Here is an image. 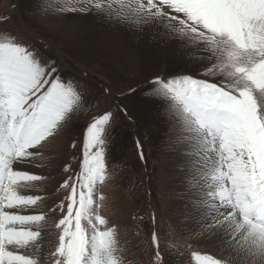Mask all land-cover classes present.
Here are the masks:
<instances>
[{
	"label": "snow or ice",
	"instance_id": "6c2138e0",
	"mask_svg": "<svg viewBox=\"0 0 264 264\" xmlns=\"http://www.w3.org/2000/svg\"><path fill=\"white\" fill-rule=\"evenodd\" d=\"M57 3L54 10L61 12L94 10L116 23L163 28L168 40L199 54L194 74L150 82L151 93L187 133L186 168L201 193L195 201L201 227L221 237L220 254L194 252L192 258L195 264H264V0ZM57 73L54 64L0 31V264H124L116 228L99 214L112 110L87 125L80 170L60 185L68 194L56 208L37 212L44 198L21 191L46 179L21 166H35L43 143L85 103L81 87ZM56 211L62 213L57 239L47 240L46 248L52 233L41 229ZM151 240L160 264L155 233Z\"/></svg>",
	"mask_w": 264,
	"mask_h": 264
},
{
	"label": "rangeland",
	"instance_id": "374dc122",
	"mask_svg": "<svg viewBox=\"0 0 264 264\" xmlns=\"http://www.w3.org/2000/svg\"><path fill=\"white\" fill-rule=\"evenodd\" d=\"M49 4L53 10H41ZM58 6L57 0H0V31L35 50L41 62L54 64L63 80L77 83L84 91L82 109L43 143L35 166H21L46 179L21 191L44 198L37 212L56 208L68 194L60 185L80 170L87 125L110 109L107 179L99 186L105 199L99 214L116 228L117 255L124 264H157L153 233L160 264H195L194 252L218 255L209 246L214 236L211 228L200 231L187 226L192 212L188 209L197 206L187 197L194 182L187 178L186 188L178 181L168 183L167 174L183 168L179 159L190 155L187 133L170 114L168 104L150 91V82L157 76L194 74L200 67L195 59L199 54L168 40L163 28L116 23L94 10H54ZM180 201L186 203L182 208H171V203ZM61 215L50 213L42 226L43 233H52L46 236V248L47 240L56 242L55 224Z\"/></svg>",
	"mask_w": 264,
	"mask_h": 264
},
{
	"label": "bare ground",
	"instance_id": "6f19581e",
	"mask_svg": "<svg viewBox=\"0 0 264 264\" xmlns=\"http://www.w3.org/2000/svg\"><path fill=\"white\" fill-rule=\"evenodd\" d=\"M182 156V155H181ZM185 156V155H184ZM178 160V158H177ZM180 163H183L184 164V167L183 168H176V169H172L171 172H169L167 174V178L169 179L168 183H171L172 182H180L182 184H184L183 186H185V188L188 186L189 182L186 181L187 178L191 179L190 178V172L189 170L186 168V164L188 163L186 158H182V159H179ZM178 163V162H177ZM177 164L175 163L174 166H176ZM25 166V165H24ZM24 168V167H23ZM192 181V180H190ZM193 182V181H192ZM192 184V183H191ZM191 190V189H190ZM189 193V192H188ZM188 196L187 197H191L194 199V201H197L201 195V193H199L196 189V187L189 193L187 194ZM190 200V199H189ZM184 201H180V202H173L171 203V208L172 209H178V208H182L183 205H184ZM186 204V203H185ZM192 204V202H191ZM186 208V207H185ZM199 206H193L188 209L190 210L191 214L189 215V221L187 222V226L192 229V230H200V231H206L207 228H202L201 227V224H200V216H199V210H198ZM176 209V210H177ZM178 211V210H177ZM183 212V211H182ZM175 213V212H174ZM184 213V212H183ZM186 215V214H184ZM183 216V215H182ZM187 220H185L186 222ZM183 224V223H182ZM186 224V223H185ZM212 229V228H211ZM209 231V230H208ZM212 232H213V239L211 241H209V246L210 248L217 252V254L219 253L220 254V249H221V237L218 236L216 234V232L212 229ZM211 232V233H212ZM47 238H45V241H46ZM210 239V238H209ZM227 249V247L225 246L224 247V250ZM225 253V252H224Z\"/></svg>",
	"mask_w": 264,
	"mask_h": 264
}]
</instances>
